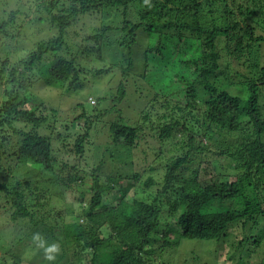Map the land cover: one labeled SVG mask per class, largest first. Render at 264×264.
<instances>
[{
  "label": "trees",
  "instance_id": "1",
  "mask_svg": "<svg viewBox=\"0 0 264 264\" xmlns=\"http://www.w3.org/2000/svg\"><path fill=\"white\" fill-rule=\"evenodd\" d=\"M11 1L0 0V264L41 245L56 246L49 264H153L182 240L246 227L238 248L264 252V0H25V12ZM93 14L97 26L71 33ZM37 21L48 37L29 30ZM105 75L116 85L87 111L75 96ZM51 91L73 104L60 129Z\"/></svg>",
  "mask_w": 264,
  "mask_h": 264
},
{
  "label": "rangeland",
  "instance_id": "2",
  "mask_svg": "<svg viewBox=\"0 0 264 264\" xmlns=\"http://www.w3.org/2000/svg\"><path fill=\"white\" fill-rule=\"evenodd\" d=\"M13 1H11V3L6 4V7H5L6 10H10L11 8H17V6L14 5ZM16 1H18V4H17L18 8L25 12L26 9L22 7L21 3L26 2V1L25 0H16ZM28 12H31V11H28ZM18 16H19L18 18L29 20L33 16V14L30 13L29 16L27 15H23V16L18 15ZM98 17L99 15L97 14L82 17L80 21H78L75 24V27H73L70 30L71 33L77 32L78 34L81 35V34H84L85 32H89V30L87 31L88 28L91 29L94 26H97L99 24ZM32 29L35 30V34L38 33L37 34V36H39L38 39L46 38L51 34V32H49V28L46 22L44 21H37L29 25V30L32 31ZM258 33H261L264 35V32H258ZM27 34H28V37L31 38L32 33L27 31ZM263 52H264V49H263ZM138 66L140 68V64H138ZM108 79L110 78H107L106 75L100 78H93L88 84V86L86 87V89L83 90L82 93L75 96L77 99H79L83 103V106L85 107L87 111H90L91 104H95V101H97L95 108L100 109L103 106L102 102L104 100L102 99V96L105 94L106 95L109 94L116 85V82L114 80L112 79L108 80ZM40 94L43 95V98H45L44 92L41 91ZM46 94L51 96L50 100L52 101V103L49 102V107L58 108L57 114L55 115V119L57 120L56 127L60 129L59 127L60 123L64 121L67 114H69L72 111L71 107L73 104L68 100L66 101L65 99L64 100L59 99V102L56 103L57 101H55L54 99L55 98L57 99V97L60 96V94H58L57 91H51L49 92V94L46 92ZM88 97L90 99L91 104L87 101ZM29 106L30 105H27L26 107H29ZM120 106L121 105H118L117 108L118 109L122 108L124 115H128V117H131V119H134L132 117H135L136 119L138 110H134L135 109L134 106L132 105L126 106L124 104L121 107ZM133 110L135 112H133ZM54 133L56 134L57 132H54ZM47 135H49V132ZM147 146H148L147 143L143 145V147L145 148H147ZM143 166L146 167V165L142 164V166L138 168L142 169ZM134 171H136V169H134ZM206 173L202 175L201 177L202 180L207 179L208 174ZM132 193L134 192L132 191L131 194ZM77 196H80V194H78ZM70 199H72V201H75L76 197L74 195H71ZM166 219L167 220L162 221L163 225L166 224V226L168 225V226L173 227L172 218L167 217ZM258 222L259 224L257 227L255 226L254 233L262 234L264 236V220L260 219ZM1 225L2 223H1V217H0V226ZM247 228L248 227H246L245 230L243 229V231H240L236 228H234L235 230L231 228L232 232L229 233L228 236L224 240L218 243L214 241L182 240L180 241L178 246L172 245V247H165V249L162 250L163 251L162 253L159 252L161 257L159 258L157 255L154 258L153 264H259L260 262L259 260L264 256L262 246L254 250L253 242H251V239H250L248 240L247 243H245L243 248H242V245H240L238 248L239 241L245 238V232H248ZM162 231L163 230H161L159 233V238L157 239V244L155 245V248L162 247L164 245V239L162 238L163 237ZM58 232H59L58 230H55L56 234ZM172 238H173L172 234H168V236L166 237V239H168L169 241H171ZM24 242L27 244V246L32 247V242L30 240H27L25 238ZM165 245L167 246V244ZM42 246L43 245L35 246L33 251L31 250L29 251V253L24 254V256H27L28 258L22 263L23 264H36V263L49 264V260L47 257L53 256L54 251H49L50 248L43 250ZM55 254H56V251H55Z\"/></svg>",
  "mask_w": 264,
  "mask_h": 264
},
{
  "label": "clouds",
  "instance_id": "3",
  "mask_svg": "<svg viewBox=\"0 0 264 264\" xmlns=\"http://www.w3.org/2000/svg\"><path fill=\"white\" fill-rule=\"evenodd\" d=\"M57 249H56V246H52L50 249H49V251H56ZM49 260H54L55 258L53 257V256H48L47 257Z\"/></svg>",
  "mask_w": 264,
  "mask_h": 264
}]
</instances>
